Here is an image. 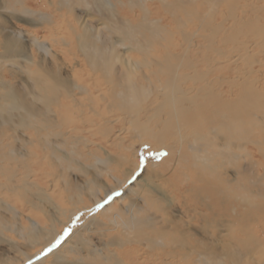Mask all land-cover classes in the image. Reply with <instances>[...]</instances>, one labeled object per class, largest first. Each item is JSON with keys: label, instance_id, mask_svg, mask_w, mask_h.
I'll list each match as a JSON object with an SVG mask.
<instances>
[{"label": "bare ground", "instance_id": "obj_1", "mask_svg": "<svg viewBox=\"0 0 264 264\" xmlns=\"http://www.w3.org/2000/svg\"><path fill=\"white\" fill-rule=\"evenodd\" d=\"M24 1H26V0H24ZM57 1H58V4H62L63 2L65 4L67 2L66 6H69V8L72 9V5L74 6L75 4H77L78 0H56V3H57ZM81 1L83 2L82 3L83 5L90 6V4H92L91 1H93V0H81ZM157 1H159V3H161V5L159 4V6H158L159 7L157 10L158 12H160L162 8L166 11L169 10V12H172V11L175 12V10H177L179 8H181V9L182 8L183 9L188 8V6H185L184 3H179V0H172V1L166 0L164 3H162V1H164V0H157ZM187 1H189V0H187ZM222 1L225 3V5L234 7L238 0H222ZM80 2L78 1V3H80ZM98 2H99V5L97 6L98 10L102 11L103 9L106 10L107 8L110 10H113V12H112L113 16L116 19H114V18L112 20H109V18L105 19L103 21V25H104L103 27L107 30L112 29L113 30L112 32H115L117 34V36H119V39L116 38L115 40H110L108 38V36L105 37L106 34L105 35L97 34V33H100L101 30H99V32L97 30L94 36L91 35L89 33L90 30H88V29H92V28L91 27L85 28L86 25H90V24L82 22L83 20L80 21L79 17H78L79 21L81 22L79 27L81 28V31L83 33L82 32L76 33V31H75L76 29L73 28L74 26H71L68 23L69 20H67V22H66L67 24H65V25H68V27H67L68 29L63 28V27L57 28L56 25H58V20L56 19L55 15H58V14H55L56 10L52 9L49 12H44V10H45L44 9L42 11L41 10H36V11L33 10L35 12L34 17L37 18V16H38L39 21H40V19L44 20L45 22L50 21L51 24H53V25L49 26L46 30L44 29V31L50 35L47 37H51V36L55 35V37L60 38L61 41H59L60 39L59 40H57V39L51 40V39H48L45 37L43 39L41 37H38L37 34H35V33H32V36H30L29 41L36 44V46L39 45L40 49H42V50L45 49L47 51L46 55H49V53L51 51H53L52 50V49H54L53 47L58 45V44H56L54 46L55 42H57V43L59 42V45H63V46H66V45L68 46L70 44H74V45L77 44V49L80 51V53H82V56H84V58L87 59L89 65H90V69L91 70L98 69L97 70L98 72L97 71L96 72L98 73L101 80H99V79L95 80L94 83H91V87L89 88L88 85L81 84L79 82L78 78L75 77V83L69 85L67 75L65 74L63 76L62 74H60V70L62 67L61 62L56 61L54 63V67L49 68L47 66H44V63L46 62L44 59L39 61L42 63V65L40 66L37 64L38 62L36 61V59L33 58L34 55L32 57H30L29 59H28V57H25L24 58L25 60L16 61L15 64L26 70L29 78L32 80V85L29 84L30 86L27 87V94L25 95L24 93L21 94V91H18V89H16V87H14V83L9 82L8 83L9 85H8L6 83L4 84V82H0V90L2 91V93L0 94V99H5L6 100L5 102L7 103V106H5L6 109H4V107L2 105H0V123L6 122V121H14L16 123V125L20 126V127L27 126V125L28 126L33 125L34 129H41V128L48 129V128H50V130L47 131V133H46V135H48V138L44 137L46 140L44 139L42 141H44L45 144H47L55 153L54 149L57 146L56 145L55 146L50 145L51 136H54V137L59 136L62 138L65 135H67V137H68L70 135V132L73 131L76 127L74 125L72 126V120L74 121V117L69 119L66 116L64 118L63 115L60 114L61 108H66V111H68V109H70V106H71V103L69 105V101H70V102H72L73 108H75L74 110L76 111L75 112L76 116L78 117V119L80 118L79 120L81 121V125H86L88 122L90 124V126H93V124H97V122H100V128L104 130L103 132H105V131L109 132V130L111 129L110 125H112V123L115 120H117L119 122L122 121L121 118H123V120L124 119L127 120L130 124L129 129L132 131L130 133H132V137L135 138L136 141L146 139V138L150 139L153 142L152 144L153 145L155 144L158 147V149H160L162 151L163 157L160 160L161 161L168 160L169 162H172L173 165H172L171 173L175 172V174H176V172H178L179 168H181V170L182 169L186 170V169L193 168V167H197V169H199V170H197L198 171V173L196 175L197 177H192L191 178L192 180L190 182L188 181V183L184 184V186L186 187L185 188L186 191L192 192L193 195L195 194V196H194L195 200H193L194 198H191V200L194 201L193 202L194 205H192V208H191V207H189L190 205L188 206L186 204L185 205L186 207L182 208V205H183L182 202H183V200H185V197L181 198L182 201L178 199L179 201H178L177 205L180 207L181 212H182V213L181 212L180 213L183 215V217H185V220L182 218H178V217H175V218L172 217L173 220L170 223H173V224H170V223H166V221H167L166 219H169L168 215L163 217L165 215V213L163 212L164 208H163V206L160 205V202L163 199L160 200L156 195L151 194V192H153V191H155L157 193V190H156V188H154L152 186L151 181H147L146 183H145V181H144V183H140L139 181H137L134 183V187L130 186V188L128 189V191H132V190H134V188H137V187L139 190H140V188H142V191H140V192L145 193V196H143V198H142L143 200L141 201L140 204L138 202H135V203L133 202V203H129V206H127V207L124 204L125 202H123L122 204L120 203L121 204L120 206H118L116 204V202H118V200H120V199L123 200V198H125V193L123 195H119L120 192H122V189L117 190L118 186H120L122 183H124V181H126L128 178H130L133 174H137V171L140 169V166L137 165V159L135 158L136 153L133 152V154H130L131 150L129 149V147H127L125 145L123 146L122 141H123V139L125 140V137L119 136V138H118L117 146L121 151H120V153L117 154V159L115 162L116 163L115 168H114V161L115 160L113 159L115 154L113 155V153L110 152L107 148L103 149L102 146H99L100 148H102L101 150L105 154L104 155L105 157L104 156L103 157L96 156L99 164H101V166L102 165L104 166V167L102 166V168L99 169V171H100L99 173H101V174L104 173L106 175L107 174L109 175V173L112 172V180H114L116 182V184H118V185L117 186L114 185V187L110 185L109 186L110 188L108 190L107 189L103 190L101 188V185H102L101 181L102 180L100 181V179H98V177H94L93 179H89L90 180L89 186L93 190V192L90 191V193L92 194L91 196L93 197V198L91 197V200H90L91 204H93L92 207L94 208V210L95 209L98 210L100 207H102V208L100 211L98 210L97 213H94L92 216H90V218L87 221H89V223L91 222V224L97 223V226H99V227L101 226L102 228H106L107 230L108 229L117 230L116 235L110 236L105 241V245L114 246V249L108 248L107 251L105 253H103L105 255V258L110 260L109 264H136V260L134 258H133L134 262H132V263H129L127 260H124L122 258L124 256V254H126V253H130V254L133 253L134 254L135 251L140 252V251H138L139 249H136V245H137V247H139L140 245L145 246L146 249H148V248L150 249V248H153L154 246H156L157 249L162 248L164 250L165 254L162 257H159V255H160L159 254L155 258H151V260L148 259L149 264H192V263L196 264L195 262H192L193 259H197L199 261L201 260V262L203 261L202 262L203 264H210L211 261L212 262L216 261V263L217 262L220 263L222 261V257H224V256L226 257L229 255L226 253L227 251L224 250V247H222L223 240L227 241V242H225L226 245L228 244L229 246H233L232 249L235 248V250L237 251L236 256H237V259L239 260L238 264H264V164L263 163H261L259 161H257V163H256V175H255V178L253 179V185H254L253 192L248 193V192H246V190L240 191L239 197H242V200L245 202V205L242 204L243 202L239 204L240 207H242L243 209L241 210L242 212L238 211V213H237V217H239L240 219H239V223H236V224L239 225L238 230L241 234H235V235L234 234H232V235L228 234L227 235L225 233H222V226H224L225 224L226 225L228 224L227 222L226 223H224V222L229 221L228 219L224 220L223 214H222V210H224V208H223L224 205H223L222 200L224 198V194L228 191H227V188L225 187V183H227L225 181V177L221 178L218 176L217 173H220V175H221V172H222L221 170H223V173H226L227 170L223 167V165L220 166V163L218 162V159H216L217 157L215 156V154L220 156L221 158H224V155H226V153L224 152L223 148H225V146H229V145L233 146V144H232L233 140L229 136L230 134H228V133H231L232 131L231 130L228 131L227 129H225L224 121L222 119L223 113H224V109H223L224 104L220 105V102H221V100H223L222 99V97H223L222 92L223 91H217V93H215L213 91V89H211V87L213 84H215V82L216 83L219 82V84L221 81H225V82L231 81L232 82L234 80L233 76L232 77L223 76V74H222V76H218V77H215V78H212L209 80L208 78H206V74L210 73V70H209L210 68L208 66V65H210V63L208 62V60L207 59L203 60V57H201L202 61H199V60L197 61V59H195V58H197V56L194 57V55H196V54L193 55L194 58H189V56H188V54H190V50L194 49V48H191L192 44L180 45L181 44L180 43L177 45V42H175L176 44H174L171 41L167 42L166 44H163L162 42L160 43V41L159 42L155 41L156 39L158 40V39L162 38L164 26H162L161 24H163V22H165L163 16L161 15V17H160L158 15V12L154 13L153 11H150L149 13H146L145 17H143L145 21H142L140 23L139 22L133 23L134 22L133 20L128 19V18L123 17V16L120 17L121 15L119 12H114V11L118 10L117 9L118 4L123 5V1L117 0L116 2H114L112 0H98ZM24 4L25 3L21 4V8L17 9V11L21 12L22 14H25L24 9L26 7ZM250 6H251V4H250ZM48 7H51V6L49 5ZM54 7H56V6H54ZM58 7H59V5H58ZM251 9L254 10L253 14H255V16H256L257 10H255L254 8H251ZM61 10H62V8H61ZM189 10H191V9H189ZM1 12H3V11L0 10V18H2V20H0V47L2 49V52H0V57L2 55H9V54H13V53L15 54L16 52L20 53L21 51L25 50L24 48L29 43L27 41L28 39H25L23 37L24 34L20 28H19V30L12 29V27L7 29L6 28L7 25L5 26V22H4L5 20H3L5 18L1 17L2 16ZM58 12L60 13L59 10H58ZM29 13L32 14V12H29ZM102 13H108V12H102ZM154 14H155V16L152 18L154 20H150L151 15H154ZM171 14L173 15V13H171ZM16 16L17 15H15V18H16ZM76 16H80V15L76 14ZM157 16L160 18V20L155 18ZM72 17H70V18H72ZM172 17H174V15ZM13 18H14V16H13ZM78 18H77V20H78ZM166 18H168V17H166ZM230 18L233 20V22H235V24L233 23L232 25H229V28H227V29H224V25L222 22L221 23H215L211 20V18H207V20L205 19L204 21H202V23L199 26L202 30H207V31L211 32V33L206 32L209 34L208 35L209 40L211 39V37L214 34H218L220 31L224 32V35L221 39V43L223 45H228L231 43L232 48L229 50V52H228L229 54L227 53V55H226L225 54L226 51L223 52V51H220L218 49H215L214 47H211L210 43H207V42H206L207 46H204L203 44L200 43V44H196L195 48L202 46V49H204L203 52L205 51V53L211 52L213 54L218 55L219 57L225 56L224 57L225 58L224 60L226 62L225 64H227L228 61H230V60H232V58H234L232 61H230V63L233 62V65H234L232 67L233 72H234L233 74H235L236 77H237V75H239V69H237V68H238L239 64H242V66H244L243 67L244 68L243 73H245V75L247 74L248 76L251 75L253 77V75H256L254 72L255 68H252L250 66L254 62L253 58H251L253 55L252 54L253 48L250 49V47H248V46L258 44L257 46L264 47V36H261L264 34V26L258 25L256 21H255V23H252L251 26H246V25H250V23L249 22L247 23L246 21L242 22V19H240V17L237 18V17H235V15H230ZM74 19H75V17H74ZM148 20H150V21H148ZM200 20H201V18H200ZM225 20H226V17L224 18V16H223V21H225ZM146 21H148V22H146ZM238 21H239V24H238ZM25 22L27 23L28 20L25 19ZM31 23H32V25L34 24V22H31ZM40 23L43 24L44 22L42 23L40 21ZM175 23H176V19L173 18V21H171L170 26H174ZM37 24L38 23H36V26H37ZM237 24H238V28H236ZM38 25H40V24H38ZM77 25H76V27H77ZM110 25L112 26V28H110L111 27ZM41 26L42 25H40V27ZM7 27H9V26H7ZM42 28H44V26H42ZM38 29H41V28H38ZM70 29L72 30V32L75 33V35H73V36H75V38H73V39L76 40V41L74 40L76 43L71 42L73 39H71V38H70L71 40L68 39L70 36H67V35L69 34L68 32ZM171 29H168L166 31V36H169V35L171 36L173 34ZM226 30H232V31L228 35L225 36ZM167 33H169V35ZM238 33H244L247 35L250 34L251 36H258L259 35L258 37L260 38V41L254 42V44L253 43L250 44V43L244 42V41L239 42V41H237V34ZM40 34H41V32H40ZM182 36H184V33ZM206 36H205V38H206ZM183 40H185V39H183ZM82 43H86L85 48L81 47ZM154 44H157V46L153 47ZM159 44H161L162 47L159 46ZM120 45H121V47L127 46L128 47V50H127L128 53L131 52L132 49L136 50L137 52L140 53V56H142V57H138L139 56L138 55V56H136V58L132 59V56H130L131 54H129L128 57H126V58L121 57L119 55L120 52L116 48L118 46L120 47ZM148 45H151L153 47L152 49L157 54V55L155 54L156 57H151V56L149 57L147 52H143V50H146L148 48L147 47L146 49H143V47H146ZM39 46H37V47H39ZM63 46H61V47H63ZM111 49H114V52ZM148 50H150V49H148ZM198 52H196V53H198ZM65 54H64V56H65ZM205 55H207V54H205ZM78 56H79V53H78ZM114 61L120 62L122 64V66H121L122 68H118L119 66L116 68L113 67ZM258 61H261V60H258ZM35 62H37V63H35ZM141 63H143L145 65H152L155 68L153 72L155 74L157 73L158 76L165 74L166 75L165 80L161 83L158 82L157 84H154V85L152 84L150 86H146L144 84H139V83L137 84V83L133 82V80H131V78L133 76H132V74H129L128 71L131 68V70L133 72L134 66H138ZM30 64L35 65V67H34L35 69L33 71H31L32 69L29 66ZM70 64L71 63H69V65ZM78 64H80V63L78 62ZM225 64H222V65H225ZM228 64H229V62H228ZM228 64H227V66H228ZM36 65H37V68H36ZM69 65H68V67H69ZM92 65L96 66V68H93ZM196 65H198V66L204 65L205 68H204V70H202L200 72L196 68ZM246 65H247V67H250V70L249 69L246 70V68H247ZM1 67H2V65H1ZM138 68H139V66H138ZM135 69H137V68H135ZM181 69H188V70H192V71L191 72L189 71V73H182L181 74L179 72V70H181ZM149 70H151V69H149ZM70 71H71V69H70ZM230 71H231V69H229V73H230ZM198 72H200V74ZM74 75H75V72H73V76ZM228 75H231V74H228ZM71 78H72V75H71ZM92 78H93V75H92ZM145 78L148 81H151V79L149 78L147 73H146ZM158 78L159 77H157V79ZM241 78H243V77L241 76ZM5 79H6V77H5ZM229 79H231V80H229ZM200 82L202 84L198 85L196 87V90H195L193 87ZM219 84L216 85V87L220 86ZM92 87L93 88L97 87L95 89L96 93L90 95V98H92V101H91V99H89L87 101V99H85V98H83L85 100L82 101L81 96H79V98H81V99H78L76 97V96H78V94L79 95L84 94L83 93L85 91L84 89H90L91 90ZM102 87H103V89H102ZM254 87H255V85H254ZM192 88L194 91L191 94L190 93L188 94V92L192 91ZM241 88L246 89L247 88L246 84L242 82L240 84V86L238 87V89L241 90ZM248 88H249V86H248ZM124 90H128L127 93H129L133 98L140 97V96H143V98H142V100L137 102L138 104L135 102L136 105L134 106V104H135L134 103L132 106V105H130V102H128V100H124L123 98H120V97L117 98L118 92H121ZM217 90H219V89H217ZM201 91L206 92L205 95H202V97H204L203 101L201 100L202 102L198 101V98H201V97H200V95H197ZM147 100L151 103V108L149 109V112H150L149 116L146 117L145 116L146 114L144 116L141 115V112H143V106H141V105H142V103H145ZM211 102H215L219 109H215V110H213L212 108L210 109L209 107H211V105L214 104V103L211 104ZM228 102H229V100H228ZM221 103H223V102H221ZM56 104H59V108L57 106H55ZM225 105H227V104L225 103ZM229 105H230V103H229ZM54 106L57 108H55ZM99 106L102 108L101 111H100ZM146 108H147V106H146ZM202 108H204V109H202ZM230 110L232 111L233 108H231ZM88 111L91 112L90 115L92 117H90V118H88V113H87ZM225 111H226V109H225ZM145 113H146V109H145ZM227 113H229V112H227ZM233 114H236V117H237V113L234 112ZM231 116L234 117V115H231ZM262 116H264V115H262ZM200 119H201V121H200ZM232 120H231V122H232ZM56 122H59L60 125L59 124L56 125ZM64 122H67V123L65 124ZM94 122H96V123H94ZM124 123H126V122H124ZM231 124H234V122ZM236 125H238V124H236ZM55 126H57V130L54 131ZM0 127H2V126H0ZM204 128L206 129V131H204ZM98 129L99 128L97 127V132L99 131ZM184 129L185 130L187 129L189 132L187 133L186 131H184ZM121 130L125 131V130H127V128H123V126H122ZM3 131H4V129H3ZM95 134L96 133H92L91 135L94 136ZM46 135H44V136H46ZM168 136H169V141H167V139H166ZM80 137L85 142L89 141L86 138V136H80ZM208 138L211 140V142H212L211 144H214V145L216 144L215 146H216L217 153L214 152L215 149L210 147ZM47 139H49L48 142H47ZM33 141H34V139H30L28 141V143H32ZM54 141L57 142V140H54ZM59 141H60V138L58 139V142ZM90 141L94 142L93 140H90ZM238 146L239 145H236L237 149H239ZM127 150L129 152H127ZM253 152L254 151L252 150L251 153H253ZM29 153H32V152L29 150ZM231 154H232V152H231ZM233 154L237 155L238 152L234 151ZM11 157H12L11 159H13V160H16V161L19 160L15 154ZM190 157L193 158V162L190 159ZM52 158L58 159L56 156H53ZM219 160H220V158H219ZM249 160H251V159H249ZM161 161L157 162L156 160H154L153 162H151V164H150L151 169L152 170L156 169V171H157V168H159L158 166H160ZM21 164L22 163H20V165ZM99 164H97V165H99ZM128 164L134 165L133 168L128 167L127 166ZM20 165H18V166H20ZM190 165H192V166H190ZM214 165H215V167H214ZM6 166L7 165H1L0 164V170L2 171L4 169H6ZM21 167H23V165H21ZM164 169H165L164 167L163 168L160 167V173H162ZM209 169L212 171H208ZM218 169L221 172H217ZM206 170L210 174L211 173L213 174V172H214L215 176L217 174V182H211L210 183V182H205L203 180V175L204 174L206 175ZM199 171L202 173H200ZM215 172H217V173H215ZM123 177H126V178L123 179ZM107 180H109V179H107ZM136 180H138V179H136ZM195 180H198V182H199L198 187H196L197 185L194 184V183H198V182H194ZM3 185H5V184H3ZM107 185H108V183H107ZM89 186H87V187H89ZM85 191H87V190H85ZM186 191H185V193H187ZM98 192L100 194H98ZM177 192H179V191H177ZM217 194L219 195V197H217L218 196ZM187 195H188V193H187ZM160 196L162 197L163 195L161 194ZM243 196H245V197H243ZM72 197H75L74 200H77L79 197H81L82 201L84 200L82 191L76 193V195L72 196ZM170 197L172 198V196H170ZM137 198H138V196H137ZM171 198H169V200ZM230 198H232V197H230ZM104 200L105 201H107V200L111 201L112 200V201L110 202L109 205H107L106 203L103 204L105 202ZM235 200H236V197H235ZM192 201L190 203H192ZM0 202L6 203V200L4 198H1ZM170 202H171V200H170ZM211 203L216 205V206H214V209L212 208ZM142 205L143 206L145 205V207H146L145 210H149V212L151 211L152 213L155 211L162 210V213L160 216L161 221L158 220V218L156 217V214H154V215L157 219L155 217L152 218L149 216H147L146 218H143L142 216H139V215L136 216V212L142 208ZM162 205H164V204H162ZM78 206H79V204H78ZM89 206H90V203H89ZM76 207H77V205H76ZM11 208L15 209L16 207L12 206ZM87 208H89V207H87ZM60 209H62V208L59 207V210ZM63 209L65 210V208H63ZM73 211L74 210L71 211L70 216L74 213ZM105 211L108 213L107 217H104L102 219H100V217H97L98 216L97 214H100L101 212H105ZM216 211H218V212H216ZM225 212H227V211H225ZM58 213L60 214V211ZM130 213H132V214L129 215ZM106 214L103 213V215H106ZM226 215H227V213H226ZM199 217L201 218V221H202L201 222L202 227H200L201 231L198 230V234H200L201 237H196V235L189 230H193L195 232V230L193 228L197 225H194V227H193L191 220L199 218ZM28 218L30 220V217H28ZM228 218H230V217H228ZM243 218L245 219V221L251 222L249 224H251L252 226H250L249 224L248 225L250 226L251 231L253 232L252 236H250V232L248 230V225H246L244 220H242ZM30 222H31V226H33V224L36 225L35 229H33V233H31L32 231H30L29 235H28L31 243H34V242L37 243L38 237L39 238L45 237L43 240L44 242L40 243V245L42 244L41 247L50 246V244L55 241V238L60 235V230L57 227L53 228L52 225H51V227L41 226L39 224V222L34 221V220H30ZM87 224H88V222H87ZM212 224H214V226L217 228V230H214L215 232H213V233H209L208 229L212 226ZM182 226L184 228H182ZM107 227H109V228H107ZM144 227L147 231H143ZM23 228H22V230H23ZM28 228L30 229V227H28ZM177 230H181V231H183V233L180 231H177ZM132 232H135V237L134 236L130 237L129 234ZM84 233H85V231H84ZM206 234H208L210 236L208 237V235H206ZM80 235H82V234L80 233V230L77 229L72 234L66 236L67 238H65V240H62L60 245L59 246L57 245V248H55L51 251L50 255L53 257L52 260L53 259L55 261L59 260V257L64 255V252H66V249L67 248L70 249V247H71V245H69L70 243L77 246L78 244H76V242L74 241L75 240L74 236L75 237L79 236L81 238ZM206 237H207L208 241H211V239H212V241L217 242L218 245L215 246V248H214L207 241ZM200 241H201V243H200ZM205 242L207 244H205ZM232 242L234 244H232ZM129 244L133 247H131V248L127 247V246H129ZM105 249H106V247H105ZM38 252H39V250L36 251L35 253H38ZM157 252H159V251H157ZM164 252H162V253H164ZM137 254H139V253H137ZM211 254H212V257L209 256ZM192 255L195 257H191ZM189 256L192 258L191 262L188 261V260H190ZM206 256H207V258L205 259ZM46 259L44 260L42 258L40 260L41 263L44 264L45 262H47ZM37 262L38 261L33 262L31 264H36ZM38 264H40V263H38ZM141 264H145V263L142 262Z\"/></svg>", "mask_w": 264, "mask_h": 264}, {"label": "rangeland", "instance_id": "obj_2", "mask_svg": "<svg viewBox=\"0 0 264 264\" xmlns=\"http://www.w3.org/2000/svg\"><path fill=\"white\" fill-rule=\"evenodd\" d=\"M78 1L80 2L81 0H78ZM78 1H77V4H75L74 6L72 5V9H70L69 6H66L67 2L65 4H64V2L62 4H58V1L56 3V0H53V1L52 0H26V1H24V0H18V1L17 0H9V1L8 0H0V10L3 11V12H1V14H2L1 17L5 18V19H3V20H5L4 21L5 26L6 25L9 26V27L6 26V28L8 29V28L12 27V29H15V30H19V28H20L21 31H23V34H24L23 37L25 39H28L27 41L29 42L27 44V46L24 48L26 51L25 50L21 51L20 52L21 54L16 52L15 54L13 53V54H9V55H2L0 57V74H1L0 75V82H4V84L5 83L8 84L9 82L14 83V87H16V89H18V91H21V94L24 93L26 95L27 94V87L32 85V80L29 78L26 70L24 68L16 65L15 62L16 61H23V60H25L24 59L25 57H28V59H29L33 55H34L33 58L36 59V61L38 62V63L37 62H35V63H37L40 66L42 65V63L39 61L42 59H44L46 61L44 63V66H47L49 68L54 67V63L56 61L61 62L62 67L60 70V74H62L63 76L65 74L67 75L69 85L75 83V77L78 78V80L81 84L88 85L89 88L91 87V83H94L95 80H97V79L101 80V78L99 77V75L97 73L98 69H95V70L90 69V65H89L87 59L84 58V56H82V53H80V51L77 49V44H75V45L70 44L68 46L67 45L63 46V45H59V42L58 43L55 42L54 46L56 44H58V45L53 47L54 49H52L53 51H51L49 53V55H46L47 51L45 49L42 50V49H40L39 45H37V46H39V47H37L36 44L29 41V38H30V36H32V33L37 34L38 37H41L43 39H44V37L51 39V40L52 39H57V40L60 39V38L55 37V35L51 36V37H47L50 35L47 32H45L44 29L46 30L49 26L53 25V24H51L50 21L49 22L47 21L48 22L47 23L44 20L40 19V21L42 23L44 22L43 24H41L39 21V17L38 16H37V18L34 17V14H35L34 11H36V10L42 11L44 9H45L44 12H49L52 9L56 10L55 14H58V15H55V14L54 15L56 16V19L58 20V25H56L57 28H62V27L67 28L68 25H65V24H67L66 22H67V20H69L68 23L71 26H74L73 28L76 29L75 30L76 33L77 32L81 33L82 31H81V28L79 27V25L81 24L80 21L83 20L82 22L90 24V25H86V27L85 26L84 27L85 28H90V27L92 28V29H88V30H90L89 33L91 35L94 36L97 30H98V32H99V30H101L100 33H97V34H99V35L100 34H102V35L106 34L105 37L108 36V38L110 40H115L116 38L119 39V36H117V34L115 32H112L113 31L112 29L107 30L103 27L104 26L103 21L105 19H108V18H109V20H112L113 18L116 19L113 16V13H112L113 10H110L108 8L106 10L103 9L102 11L98 10V7H97L99 5L98 0L91 1L92 4H90V6H85L82 4L83 3L82 1L80 3H78ZM112 1L116 2L117 0L116 1L112 0ZM121 1H123V5L118 4L117 5L118 10L114 11V12H119L121 15L120 17L123 16V17H126L128 19L133 20L134 21L133 23H137V22L140 23L142 21H145L143 17H145L146 13H149L150 11H153L154 13L158 12L157 11L159 8L158 6H159V4L161 5V3H159V1H157V0H136V1L135 0H121ZM165 1L166 0L162 1V3H164ZM169 1H172V0H169ZM217 1L218 0H209V1L208 0H189V1L179 0V3H184L185 6H188V8L187 9L179 8V9L175 10V12H173V11L169 12V10L166 11L162 8L161 11L158 12V15L160 17H161V15L163 16L165 22H163V24H161V25L164 26L165 28L163 27L164 31L162 34V38H160L158 40L156 39L155 41H157V42L160 41V43L162 42L163 44H166L167 42H170V41L174 44H176L175 42H177V45L180 43H181L180 45L192 44L191 48H194V49L190 50V54H188L189 58H194L195 56H197V58H195V59H197V61L198 60L202 61L201 57H203V60L207 59L208 62L210 63V65H208L210 68L209 69L210 73L206 74V78H208L210 80L212 78L222 76V74H223V76H229V77L233 76V78H234V80L232 82L231 81H229V82L221 81L220 84H219V82L218 83L215 82V84L212 85L211 89H213V91L215 93H217V91H223L222 92L223 93V97H222L223 100H221V102H223V103L220 102V105L224 104V108H223L224 113H223L222 119L224 121L225 129H227L228 131L229 130L232 131L231 133H228V134H230L229 136L233 140V143H232L233 146L229 145L230 147L225 146V148H223L224 152L226 153L227 156L224 155V158H221L220 156L215 154V156L217 157L216 159H218V162L220 163V166L223 165V167L227 171H226V173H223V170H221L222 171L221 172L218 169L217 172H221V175H220V173H217V172H215V173H217L218 176L221 178L225 177V181L227 182V183H225V187L227 188L228 192H226L224 194V198L222 200L223 205H224L223 208L227 212L222 210V214H223L224 220H227V219L229 220V221H225L224 223L227 222L229 225L223 224L224 226H222V233H225L227 235L228 234H230V235L234 234L235 235V234H241L238 230L239 225L236 224V223H239V219H240L239 217H237V213H238V211H241L243 209L242 207H240L239 204L243 202L242 204L245 205V202L242 200V197H239L240 191L246 190V192H248V193L253 192V187H254L253 179L255 178V175H256V163H257V161H259V162L264 164V120H263L264 116H262V115H264V93H263L264 92V47H260V46H257L258 44L257 45L254 44V42L260 41V38L258 37L259 35L258 36H251L250 34L247 35L244 33H238L237 34V41H239V42L244 41V42H248L250 44H252V43L254 44V45H249L248 47H250V49L253 48L252 49L253 55L251 58H253L254 62L250 66L252 68H255L254 72L256 74V75H253V77L251 75H249V76L247 74L245 75V73H243V71H244L243 67L244 66H242V64H239L238 68H237V69H239V75H237V77H238L237 78L236 75L233 74L234 73L233 68H232L234 66L233 62L230 63V61H232L234 58H232V60L228 61L229 64L227 62V64H228V66H227V64H225L226 62L224 60L225 56L224 57L220 56L221 57L220 58L218 55L213 54L211 52L205 53V51L203 52L204 49H202V46L195 48L196 47L195 45L201 43L204 46H207V43H210L211 47H214L215 49H218V50L223 51V52L226 51L225 54L227 55V53L229 52V50L232 47H231V43L228 45H223L221 43V39L224 35V32L220 31L218 34H214L211 37V39L209 40L208 39V35H209L208 33H211V32L207 31V30H202L199 27L200 24L202 23V21H204L205 19L207 20V18H211V20L215 23H221L222 22L224 25V29H227V28H229V25H232L233 23L235 24V22H233V20L230 18V15H235V17H237V18L240 17V19H242V22L246 21L247 23L248 22L250 23V25H246V26H251L252 23H255V21L257 22L258 25L264 26V0H238L234 7L225 5V3L222 0H219L218 2ZM23 3H25L24 5L26 7L24 9L25 14H22L21 12L17 11V9L21 8V4H23ZM250 4H251V6H250ZM49 5L51 7H48ZM58 5H59V7H58ZM54 6H56V7H54ZM61 8H62V10H61ZM251 8H254L255 10H257L256 16H255V14H253L254 10ZM189 9H191V10H189ZM58 10L60 11V13L58 12ZM29 12H32V14H30ZM102 12H108V13H102ZM171 13H173L174 17H172L173 15ZM76 14L80 15V16H76ZM15 15H17L16 18H15ZM13 16H14V18H13ZM154 16H155V14L151 15L150 20H154V19H152ZM223 16H224V18L226 17L225 21H223ZM70 17H72V18H70ZM74 17H75V19H74ZM76 17L77 18L79 17L80 21H79V18L77 20ZM166 17H168V18H166ZM199 17L201 18V20ZM155 18L160 20V18L158 16ZM173 18L176 19V23L174 24V26H170L171 21H173ZM25 19L28 20L27 23L25 22ZM0 20H2V18H0ZM150 20H148V21H150ZM148 21H146V22H148ZM239 21H238V24H239ZM31 22H34V24L32 25ZM36 23L44 26V28H42V26L40 27V25H38V24L36 26ZM238 24H237L236 28H238ZM76 25H77V27H76ZM38 28H41V29H38ZM110 28H112V26ZM168 29H171L173 32V34L171 36L169 35V33H167L169 36H166V31ZM231 31L232 30H226L225 36L228 35ZM40 32H41V34H40ZM206 32H208V33H206ZM68 33L69 34L67 36H70L68 39L75 38V36H73V35H75V33L72 32L71 29L69 30ZM183 33H184V36H182ZM205 36H206V38H205ZM261 36H264V34ZM183 39H185V40H183ZM74 40L75 39H73L71 42L76 43L75 42L76 40L75 41ZM59 41H61V39ZM61 46H63V47H61ZM155 46H157V44H154L153 47H155ZM159 46L162 47L161 44H159ZM81 47L85 48L86 43H82ZM118 47H116V48L120 52L119 55L121 57L126 58V57H128L129 54H131L130 56H132V59L136 58V56H138V55H139L138 57H142V56H140V53L134 49H132L131 52L128 53L127 52V50H128L127 46L121 47V45H120V47L119 48ZM153 47L151 45L143 47V49L147 48L146 50H143V52H147L149 57L150 56L156 57L157 54L152 49ZM148 49H150V50H148ZM111 50H113V52H114V49H111ZM0 52H2L1 47H0ZM196 52H198V53H196ZM78 53H79V56H78ZM64 54H65V56H64ZM194 54H196V55H194ZM205 54H207V55H205ZM193 55H194V57H193ZM258 60H261V61H258ZM78 62L80 64H78ZM117 62L118 61H114L113 67L116 68L119 66L118 68H122L121 67L122 64L120 62H118V63ZM69 63H71V64L69 65ZM222 64H225V65H222ZM1 65H2V67H1ZM68 65H69V67H68ZM140 65H138L139 68H138V66H134L133 72H132L131 68L128 71L129 74H132V76H133L131 78V80H133V82H135L137 84L139 83V84H144L146 86H150L152 84L153 85L157 84L158 82L161 83L165 80L166 75L164 74V75L158 76L157 73L155 74L153 72L155 68L152 65H145L143 63H141ZM29 66L32 69L31 71H33L35 69L34 68L35 65L30 64ZM92 67L96 68V66H94V65H92ZM246 67H247V65H246ZM36 68H37V65H36ZM135 68H137V69H135ZM196 68L201 72L202 70H204L205 66L204 65H199V66L196 65ZM70 69H71V71H70ZM149 69H151V70H149ZM229 69H231L230 73H229ZM248 69L250 70V67L246 68V70H248ZM189 71L191 72L192 70H188V69L179 70V72L181 74L182 73H189ZM73 72H75L74 76H73ZM200 72H198V73L200 74ZM3 73L4 74L6 73V74L4 75ZM146 73L149 76V78L151 79V81H148L145 78ZM228 74H231V75H228ZM71 75H72V78H71ZM92 75H93V78H92ZM241 76L243 78H241ZM5 77H6V79H5ZM157 77H159V78L157 79ZM229 80H231V79H229ZM242 82L246 84L247 88L246 89L241 88V90H239L238 87L240 86V84ZM201 84L202 83L200 82V83L196 84L193 88L196 90V87L198 85H201ZM218 84L220 86L216 87V85H218ZM254 85L256 88L254 87ZM248 86H249V88H248ZM22 88L23 89L25 88V89L23 90ZM96 88L97 87H95V88L92 87L91 90L90 89H84L85 90L83 92L84 94H80V95L78 94V96H76V97L78 99H81V98H79V96H81L82 101H84L85 99H87V101L89 99H91V101H92V98H90V95L96 93L95 92ZM193 88H192L191 92H188V94L189 93L191 94L194 91ZM102 89H103V87H102ZM217 89H219V90H217ZM127 92H128V90L118 92L117 98L120 97V98H123L124 100H128V102H130V105H132V106L135 102L137 103L140 100H142V98H143V96L133 98ZM1 93H2V91L0 90V94ZM205 94H206V92H203V91L198 93L197 95H200V97H201V98H198V101L202 102L203 98H204V97H202V95H205ZM83 98H85V99H83ZM228 100H229V102H228ZM5 101H6L5 99H0V105H2L4 107V109H6L5 106H7V103ZM70 103H71L70 109H68V111H66V108H61L60 114L63 115L64 118L66 116L69 119L74 117V121L72 120V126L74 125L77 128L75 127V129L70 132V135L68 137H67V135H65L62 138L59 136H57V137L51 136L50 145H54V146L56 145L57 146L54 149L55 153L47 144H45L44 141H42L45 139L44 137L48 138V135H46V133H47V131L50 130V128H48V129H46V128L34 129L33 125H30V126L27 125V126L20 127V126H17L14 121H6V122L0 123V126H2V127H0L1 128L0 129V164L1 165H7L6 169H4L2 171L0 170V199L4 198L6 200V203L0 202V264H31V263L36 262V261H38L36 264H38V263L42 264L40 261L42 258L44 260L47 258L46 259L47 262L44 261L45 262V263L43 262L44 264H107V263L109 264L110 263V260L106 259L105 255L103 253H105L108 248L114 249V246L105 245V241L110 236L116 235L117 230H115V229L114 230H112V229L107 230L106 228H102L101 226L100 227L97 226V223L91 224V222L89 223V221H87L90 218V216H92L94 213H97L98 210L100 211L102 208V207H100L98 210H96V209L94 210V208L92 207L93 204H91V201H90L92 194L90 193V191L93 192V190L89 186V181H90L89 179H93L94 177H98V179H100V181L102 180L101 181V183H102L101 188L103 190L104 189L108 190L110 188L109 187L110 185L113 187H114V185L115 186L118 185V184H116V182L114 180H112V172L109 173V175L108 174L106 175L104 173H102V174L99 173L100 172L99 169L102 168L103 165L101 166V164H99L96 156L103 157L105 155L103 153V151L101 150L102 148H100L99 146H102L103 149L107 148L110 152L113 153V155L115 154L113 157V159L115 160L114 161V168H115L116 167L115 162L117 159V154L120 153V151H121L117 146L119 136L125 137V140L123 139L122 143H123V146L125 145V146L129 147V149L131 150L130 154H133V152L136 153L135 158L137 159V165L140 166V169L137 171V174H133L130 178H128L126 181H124L125 184L122 183L120 186H118L117 190L122 189V192H120L119 195H123L125 193V198H123V200L120 199V200H118V202H116V204L118 206H120L123 202H125L124 204L126 205V207L129 206V203H133V202L134 203L138 202L139 204L141 203V201L143 200L142 199L143 196H145V193L140 192V191H142V188H140V190H139L137 187V188H134V190H132V191H128L130 186L134 187V183L137 181H139L140 183H144V181H145V183L147 181H151L152 186L154 188H156L157 193L155 191H153V192L150 191V192H151V194L156 195L160 200L163 199V200H161L162 203L160 202V205L163 206V208H164L163 212L165 213V215L163 217H165L166 215H168V217H169V219H166L168 221V222L166 221V223H170L173 220L172 217H174V218L178 217V218H182L185 220V217H183V215L181 214L182 212H181L180 207L177 205L179 200L182 201L181 198L185 197V200H183V202H182L183 203L182 208L183 207L185 208L186 204L188 206L190 205L189 207H191V208H192V205H194V203H193L194 201H192L191 198H194L193 200H195V197H194L195 194L193 195L192 192L186 191L185 190L186 187L184 186V184L188 183V181L190 182L192 180L191 179L192 177H197L196 176L198 173L197 170H199V169H197V167L189 168L186 170L185 169L181 170V168H179L178 172H176V174H175V172L171 173L172 165H173L172 162H169L168 160H166V161L160 160L163 157L162 151L160 149H158V147L155 144L153 145L152 144L153 142L150 139L146 138L147 140L142 139V140L136 141V139L132 137V133H130L132 131L129 129L130 124L127 120L124 119L125 120L124 121L123 118H121L122 119L121 122L115 120L112 123V125H110L111 129L109 130V132L108 131L103 132L104 130L100 128V122H97V124H93V126H90V124L88 122L86 125H81V121L79 120L80 118L78 119V117L76 116V114H75L76 111L74 110L75 108H73L72 102L69 101V105H70ZM136 103L134 104V106L136 105ZM225 103L227 105H225ZM229 103L231 106L229 105ZM211 104H213V105H211V107H209L210 109L211 108L213 110L219 109L215 102H211ZM55 106H57L59 108V104H56ZM141 106H143V112H141V115L144 116L146 114L145 115L146 117L149 116V114H150L149 109L151 108V103L147 100L145 103H142ZM146 106H147V108H146ZM57 107H55V108H57ZM204 108H202V109H204ZM231 108H233L232 111L230 110ZM101 109L102 108L100 107V111H101ZM145 109H146V113H145ZM225 109H226V111H225ZM233 111L235 113H237V117H236V114H233L234 113ZM227 112H229V113H227ZM87 113H88V118L92 117L90 115V113H91L90 111H88ZM231 115H234V117ZM231 120H232V122H231ZM200 121H201V119H200ZM124 122H126V123H124ZM233 122H234V124H231ZM64 123L66 124L67 122H64ZM94 123H96V122H94ZM57 124H59V122H56V125ZM236 124H238V125H236ZM122 126H123V128H127V130H125V131L121 130ZM97 127L99 128L98 132H97ZM3 129H4V131H3ZM55 130H57V126H55L54 131ZM184 131H186L187 133L189 132L187 129L186 130L184 129ZM204 131H206L205 128H204ZM92 133H96V134L94 136H92L91 135ZM118 133L119 134L121 133V134L119 135ZM44 135H46V136H44ZM80 136H86V138L89 141L85 142ZM59 138H60V141L58 142ZM30 139H34V141L32 143H28V141ZM53 139L57 140V142H55ZM166 139H167V141H169V136ZM90 140H93L94 142H91ZM48 141H49V139H47V142ZM208 141H209L210 147L215 149L214 152L217 153L216 146H215L216 144L215 145L211 144L212 142L209 138H208ZM236 145H239L238 146L239 149H237ZM29 150L32 153H29ZM252 150L254 151L253 153H251ZM234 151H237L238 154L237 155L233 154ZM64 152L65 153L67 152V153L65 154ZM127 152H129V151L127 150ZM231 152H232V154H231ZM12 154L13 155L15 154L19 160L16 161V160L11 159L12 158L11 156H13ZM53 156H56L58 159L52 158ZM219 158H220V160H219ZM190 159L193 162V158L190 157ZM249 159H251V160H249ZM154 160H156L157 162L161 161L160 166H158L159 168H157V171H156V169L155 170L151 169L150 164ZM20 163H22L21 165H23L24 168L21 167ZM97 164H99V165H97ZM18 165H20V166H18ZM127 166L130 168H133L134 165L128 164ZM190 166H192V165H190ZM160 167L165 168L162 173H160ZM214 167H215V165H214ZM208 171H212V170L209 169ZM200 173H202V172H200ZM208 173L209 172H207V170H206V175L205 174L203 175V180L205 182H210V183L211 182H217V174L215 176L214 172H213V174L212 173L208 174ZM126 177H123V179H125ZM107 179H109V180H107ZM136 179H138V180H136ZM194 182H198V180H195ZM107 183H108V185H107ZM3 184H5V185H3ZM194 184H196L197 185L196 187H198L199 182L194 183ZM87 186H89V187H87ZM85 190H87V191H85ZM176 190L179 191L181 194L179 192H177ZM80 191H82L84 200L82 201L81 197H79L77 199L78 201L74 200L75 197H72V196H75L76 193H78ZM185 191L188 193V195H187V193H185ZM98 194H100V193L98 192ZM161 194L163 195L162 197L160 196ZM137 196H138V198H137ZM170 196H172V198ZM234 196L236 197V200H235ZM217 197H219V195ZM230 197H232V198H230ZM243 197H245V196H243ZM169 198H171L170 200L172 203L170 202ZM190 200L192 201V203H190L191 202ZM111 201L107 200L106 204L109 205ZM88 202L90 203V206H89ZM78 204H79V206H78ZM103 204H105V202ZM162 204H164V205H162ZM76 205H77V207H76ZM12 206H14L16 208L12 209L11 208ZM211 206L214 209V206H216V205L211 203ZM59 207H61L62 209L59 210ZM87 207H89V208H87ZM63 208H65V210ZM145 209H146L145 205L144 206L142 205V208L136 212V216L139 215V216H142L143 218H146L147 216H149V217L153 218V217H155L154 214H156V217L158 218V220H160L162 210H159V211L154 210L155 212L152 213L151 211L149 212V210H145ZM72 210H74L73 211L74 213L70 216V213ZM59 211H60V214L58 213ZM105 212H101L100 214H97L98 215L97 217H100V219L107 217L108 213L106 212L107 213L106 214ZM216 212H218V211H216ZM103 213L106 215H103ZM226 213H227V215H226ZM131 214L132 213H130L129 215H131ZM28 217H30V220H34V221L39 222V224L41 226L51 227V225H52L53 228L57 227L60 230V235L63 234V230L65 228L71 229V232L69 233V235L78 229V230H80V233L82 234V235H80L82 239L79 236H76V237L74 236L75 240L74 239L73 240L78 245L75 246V245L70 243L69 244V245H71L70 249L67 248L68 250L66 249V252H64V255L59 257V260H56V261L54 259L52 260L53 257L50 255L51 252H48L44 256H40V253L43 251V249L46 247H49V246L41 247L42 244L40 245V243L44 242L43 240L45 237H42V238L38 237L37 243L36 242L31 243L28 235H29L30 231H32L31 233H33V229H35L36 225L33 224L34 227L31 226V222H30ZM228 217H230V218H228ZM242 220H244L246 225L251 223V222L245 221L244 218ZM87 222L89 225L87 224ZM191 222L193 224L192 225L193 227H194V225H197L193 228L196 233L193 230H189V231L193 232L196 235V237H201L200 234H198V230H200V227H202L201 226V224H202L201 218L199 217V218L193 219V220H191ZM170 224H173V223H170ZM249 225L252 226L251 224H249ZM249 225H248V230L250 232V236H252L253 232L251 231V228ZM27 226L30 227V229ZM23 227L25 229L26 228L27 229L25 230ZM214 227H215L214 224H212V226L208 229L209 230L208 232L209 233L215 232L214 230H217V228L216 227L214 228ZM22 228H23V230H22ZM107 228H109V227H107ZM182 228H184V227L182 226ZM84 231H85V233H84ZM143 231H147L145 229V227H144ZM177 231H180L183 233V231H181V230H177ZM129 235H130V237H133V236L135 237V232H132ZM206 235H208V234H206ZM209 236L210 235H208V237ZM65 238H67V237H65ZM65 238L63 240H65ZM206 239H207V237H206ZM207 241H208V239H207ZM206 242H205V244H207L209 242L214 248H215V246L218 245L217 242L212 241V239H211V241H208L207 243ZM225 242H227V241L223 240L222 247H224V250H226L227 251L226 253L229 255L226 257L225 256L222 257V261L220 263H218V262L216 263V261H213V262L211 261L210 264H221V263L222 264H238L239 263V260L237 259V256H236L237 251L235 250V248L232 249L233 246H229L228 244L226 245ZM200 243H201V241H200ZM232 244H234V243L232 242ZM105 247H106V249H105ZM127 247L131 248L133 246H131L129 244V246H127ZM55 248H57V247H55ZM55 248H53V249H55ZM136 249H139L138 251H140V252L135 251L134 254L133 253L132 254L126 253V254H124V256L122 258L124 260H127L129 263L134 262L133 261V258H134L136 260V264H139V263L141 264L142 262L145 264H149L148 259L151 260V258H155L159 254H160L159 257H162L165 254V252L162 248L157 249L156 246H154L153 248H150V249L149 248L146 249L145 246L140 245L139 247H137V245H136ZM38 250H39V252L35 253ZM157 251H159V252H157ZM162 252H164V253H162ZM137 253H139V254H137ZM209 256L212 257V254ZM191 257H195V256L192 255ZM191 257L189 256L190 260H188L190 262L192 259ZM206 258H207V256L205 257V259ZM192 262H195L196 264H203L202 263L203 261L201 262V260L199 261L197 259H193ZM192 264H194V263H192Z\"/></svg>", "mask_w": 264, "mask_h": 264}, {"label": "snow or ice", "instance_id": "obj_3", "mask_svg": "<svg viewBox=\"0 0 264 264\" xmlns=\"http://www.w3.org/2000/svg\"><path fill=\"white\" fill-rule=\"evenodd\" d=\"M105 203H107V201H105ZM71 232L70 228H65L63 230V234L59 235L58 237L55 238V241L53 243L50 244L49 247H46L43 249V251L40 253V256H44L46 255L48 252H51L53 248L57 247V245H59L61 243V241L69 235V233Z\"/></svg>", "mask_w": 264, "mask_h": 264}]
</instances>
